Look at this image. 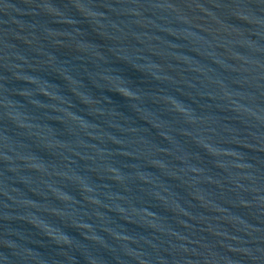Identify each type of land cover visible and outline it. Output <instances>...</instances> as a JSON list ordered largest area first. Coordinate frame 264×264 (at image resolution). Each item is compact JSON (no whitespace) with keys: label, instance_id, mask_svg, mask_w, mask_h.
<instances>
[{"label":"water","instance_id":"obj_1","mask_svg":"<svg viewBox=\"0 0 264 264\" xmlns=\"http://www.w3.org/2000/svg\"><path fill=\"white\" fill-rule=\"evenodd\" d=\"M0 264H264V0H0Z\"/></svg>","mask_w":264,"mask_h":264}]
</instances>
